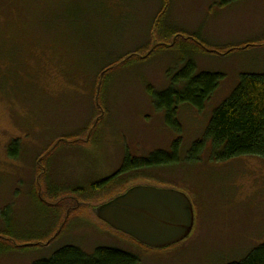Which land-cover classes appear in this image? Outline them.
Wrapping results in <instances>:
<instances>
[{
  "label": "rangeland",
  "instance_id": "rangeland-1",
  "mask_svg": "<svg viewBox=\"0 0 264 264\" xmlns=\"http://www.w3.org/2000/svg\"><path fill=\"white\" fill-rule=\"evenodd\" d=\"M163 6L152 35L162 0H0V264H33L66 245L117 248L138 264H229L264 244V160L216 162L206 144L198 162L186 161L240 76L264 74V0ZM189 61L221 79L201 111L181 104L169 125L148 88L167 89ZM175 145L177 163L130 173L105 195L84 192L125 156L171 155ZM131 187L185 194L190 237L147 249L96 217Z\"/></svg>",
  "mask_w": 264,
  "mask_h": 264
},
{
  "label": "trees",
  "instance_id": "trees-1",
  "mask_svg": "<svg viewBox=\"0 0 264 264\" xmlns=\"http://www.w3.org/2000/svg\"><path fill=\"white\" fill-rule=\"evenodd\" d=\"M163 3L164 0H162V7L154 18L153 29L151 28L152 35H154L156 29L158 32L160 21L164 16ZM169 38H173V34L166 38L167 42L170 41ZM105 70L106 68L101 70L100 73L105 72ZM106 77V75H102L99 85H97L95 98L99 105ZM220 79L221 76L217 73H197L195 64L189 61L172 77L170 87L161 92H156L149 87L148 91L154 108L165 113V120L170 125L176 109L181 104L195 107L197 111H201L217 89ZM177 85H182V87L178 88ZM206 144L209 145V158L216 162L224 163L246 156L264 160V74H245L240 76L239 82L230 96L213 111L203 138L192 145L186 161L198 162L201 154L206 149ZM18 148V141H14L9 147V154L14 159L19 155L17 152ZM176 148L177 146L175 145L171 155L158 151L147 158L133 159L125 156L121 167L115 173L107 178L93 182L89 191L84 189L80 191L84 190V192H90L92 195L95 194V196L113 192L114 189L116 190L120 185L128 182L130 178L124 182H122V178L130 173L140 174L144 170H158L162 166L177 163ZM46 167H48V164H46ZM47 172L46 170L45 175H47ZM76 191H72L73 194L77 195ZM80 193V197L86 196ZM147 249L150 248L147 247ZM1 251L2 248L0 247ZM138 263L139 259L135 255L117 248L97 247L91 254H86L75 246L66 245L57 249L50 258L33 264ZM229 264H264V244L253 249L242 261Z\"/></svg>",
  "mask_w": 264,
  "mask_h": 264
},
{
  "label": "water",
  "instance_id": "water-1",
  "mask_svg": "<svg viewBox=\"0 0 264 264\" xmlns=\"http://www.w3.org/2000/svg\"><path fill=\"white\" fill-rule=\"evenodd\" d=\"M94 213L115 231L150 249L185 241L195 224L193 207L185 194L151 187H133Z\"/></svg>",
  "mask_w": 264,
  "mask_h": 264
},
{
  "label": "flooded vegetation",
  "instance_id": "flooded-vegetation-1",
  "mask_svg": "<svg viewBox=\"0 0 264 264\" xmlns=\"http://www.w3.org/2000/svg\"><path fill=\"white\" fill-rule=\"evenodd\" d=\"M46 170H47V167L45 168V173H46ZM41 174H42V175L44 174V168L42 169Z\"/></svg>",
  "mask_w": 264,
  "mask_h": 264
}]
</instances>
